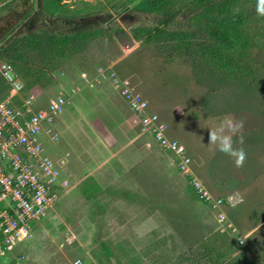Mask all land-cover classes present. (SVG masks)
I'll use <instances>...</instances> for the list:
<instances>
[{"label": "rangeland", "instance_id": "obj_1", "mask_svg": "<svg viewBox=\"0 0 264 264\" xmlns=\"http://www.w3.org/2000/svg\"><path fill=\"white\" fill-rule=\"evenodd\" d=\"M172 1L171 5L169 0H63L56 5L54 0H0V44L4 47L3 56L7 57L0 58V64L7 63L15 70L25 87V94H38L35 108L45 107L48 98L56 97L63 91L70 103L59 117L70 121L73 116L85 113L75 103L76 95L83 99L90 95L89 89H98L96 82L91 80L93 77L87 78L88 81L82 80L86 74H95L96 70L104 68L102 66L116 61L123 54L127 55L117 67L118 70L124 67L127 70L124 74L129 78L130 89L141 94L151 112L159 115L168 127L167 135L180 140L188 155H194V159L201 155L199 159L203 163H206L203 157L209 158L217 150V143L212 142L210 137H220L223 123L242 125L233 134V148L243 150L245 154L242 164L237 165L235 157L217 151L216 154L220 155L216 156H221L225 164L221 170L223 180H220L221 185L218 184L217 189L202 175L200 168L198 173L215 197L225 198L224 195L231 194L234 188L241 190L244 201H239L240 207L236 211L241 210L247 216L241 213L238 217L236 214L232 223L241 236L248 237L239 246L232 235L220 232L217 211L194 197L192 189L173 167L170 158L159 151L151 136L140 134L139 129L134 127V133L142 137L144 152L152 157L149 175L144 184H134L136 179L127 183L131 184V191L125 197L123 194L119 196L121 200L126 199L122 202L125 210L126 205L130 206L129 213L142 214V223L130 222L129 218L133 215L122 223L124 213L116 219L113 217L116 223L113 222L108 214L113 197L109 195L105 200L107 196L101 197L90 186H86L85 192L79 190V184L68 194L60 190L53 211L41 221L31 222L30 236L19 244L30 255V260L22 261V264H73L76 260L82 264H264V222L257 227L260 231L254 235V230L245 227L256 224L258 219L264 220V32L259 30L260 12L257 10L258 6L264 9V3L258 0L254 6L245 3L237 5L239 9L245 6L254 11L250 34L256 37L257 42L246 58L258 78L234 75L226 79L223 72L203 60L206 58L202 57L201 48L208 45L211 37L200 30L203 23L196 25L194 16L198 9L182 8L187 0ZM203 3L199 2L200 5ZM156 5H161L163 9L138 10L151 9ZM179 9L181 12L174 22L167 27L162 26V34L167 37L169 31L191 35L188 47L183 46V42L158 39L161 31L159 22ZM68 17L74 19L70 21ZM78 25L101 32L97 31L95 37L83 40L71 36L62 53L55 57L35 48L23 54L21 62L15 63L6 51L15 42L28 43L32 33L38 36L46 31L69 33ZM132 39H140L139 46ZM69 47L81 49L79 56L61 58L62 54L69 52ZM113 49L116 50L115 57L106 59ZM98 54L97 59H93ZM35 76L39 82L28 90ZM8 87V82L0 74L1 93L4 94L2 88L6 90ZM124 105L130 110L126 103ZM189 124L198 128L199 137L193 138L186 133ZM65 138V134L60 136L58 133L59 141L56 142L70 151L71 142ZM194 139L199 143H195ZM56 142L46 141L47 150L51 143ZM145 143L150 144L149 147ZM137 146L141 152V142ZM50 147L53 152L57 151L55 146ZM111 149L122 158L120 155L124 151L117 153L116 149ZM57 153L60 154L59 151ZM196 159L198 168L201 163ZM58 164L59 167L62 165L61 162ZM75 166L69 164L66 168L69 170ZM65 173L66 170L63 171V178L70 186L71 180L65 177ZM141 182L137 180V183ZM253 200L256 216L252 215L251 220L255 218L256 223L247 220L251 212L247 204L253 206ZM112 230L113 235L119 238H112ZM128 235L134 236L133 240L121 239ZM105 236L107 239H102ZM127 247L136 256L127 255ZM243 252L244 259H237L236 255Z\"/></svg>", "mask_w": 264, "mask_h": 264}, {"label": "built area", "instance_id": "obj_2", "mask_svg": "<svg viewBox=\"0 0 264 264\" xmlns=\"http://www.w3.org/2000/svg\"><path fill=\"white\" fill-rule=\"evenodd\" d=\"M96 72L97 78L109 80L114 89H119L141 129L161 150L174 155L176 168L194 197L217 211L220 232L232 235L237 245H243L245 237L237 232L224 211L225 200L215 197L197 177L185 146L167 135V125L150 111L143 96L130 89L128 80L118 78L110 69L99 68ZM0 74L9 85L0 97V258H4L30 236L31 222L49 216L59 200L58 193L65 185L61 169L39 139L47 137L50 142L57 141L52 124L63 113L68 100L59 93L49 98L45 107L35 108L38 94L23 92L24 86L9 64H0ZM25 260L27 257L20 254L12 264H22ZM73 264L82 263L76 260Z\"/></svg>", "mask_w": 264, "mask_h": 264}, {"label": "crops", "instance_id": "obj_3", "mask_svg": "<svg viewBox=\"0 0 264 264\" xmlns=\"http://www.w3.org/2000/svg\"><path fill=\"white\" fill-rule=\"evenodd\" d=\"M132 42L139 44L141 40L132 39ZM115 51L113 49L112 53H110V57L109 58L107 57L106 59H112V57H115L116 55L114 54ZM121 53H123V50H121ZM98 56L99 54L97 56H94L93 59H97ZM126 57L127 55L124 56L123 54L119 56V58H117L116 61H112L111 63L102 67H104V69H112L121 79L126 80L128 77L124 74L125 72H127V70L124 69L125 67L123 68L124 70L122 68L118 70L117 67V65L121 63L122 60ZM83 59H87V58L84 57ZM82 72L86 73L87 71H82ZM87 78H92L91 80L93 82H96V86L98 87V89L86 88V90L89 89L90 90L89 92L91 93L89 96L87 95L83 99L80 95L79 96L81 97V99L78 98V95H76L77 100L75 101V103L85 113L82 114L79 112L80 117L73 116L70 119V121H68V119L65 120L57 116L56 119L58 118V120L55 119V121L52 124V130L54 134H56L57 136V141H59L58 140V133H59L60 136L65 134L66 136L65 140L67 142L68 141L71 142L70 146L68 147L70 148V151L67 150L66 148L65 149L61 148L62 144L60 142L59 144L58 142H56V144L49 143L50 145L48 146L47 152L50 155H52V157L55 159V161H57V163L61 162L62 164L60 166L61 176H62V180L65 183L62 191L68 194V192L76 188V186L79 184V190H83L85 192L86 186H90L89 188H93L95 191H98L101 197L107 196L105 200L108 199L109 195L113 197V204L109 208V212H108V214L111 216V219H113V217H115L116 219L121 213H124L123 215L125 216L122 217L124 218L122 223H125V220L128 219L127 218L128 216L133 215L131 218H129L130 222L134 223L133 221H135L136 223L141 224L143 221L142 214L138 213L141 215L138 214L136 215L134 213L133 214L129 213L130 206L128 207L125 205V207L127 208L126 211L124 209V205L122 204V202L125 201L126 199L123 198L121 200L119 195L123 194L125 197L126 193H128V191H131V184H127V183H131V182L133 183L134 179H136V183L134 184L141 185L144 184V180L148 177L150 170L149 161L152 157L149 153L144 152V147H143L144 142L140 134H144V135L147 134L149 137L150 135L142 131L140 125L136 123V116L133 115L130 112V110L127 109V107H125L124 105L125 102L122 99L120 93L115 91V89L113 88V86L110 84L109 81L97 78V74L96 73L93 74V72L92 75L86 74V78L85 79L81 78V79L83 81L84 80L88 81ZM127 80L129 81V78ZM60 93L63 94V91H61ZM69 103L70 101H68V104ZM182 114L183 111L181 115ZM66 115L69 116L68 113H66ZM172 119H174L173 116ZM45 127L49 128V125H46ZM134 127L139 129L140 134L134 133L135 130ZM173 129L174 127L172 128V130ZM187 130L188 131L186 133H188L191 137L193 138L199 137L198 128H196L195 125L193 126L192 124L187 125ZM170 133L172 134L171 130H169V134ZM69 135L73 137V139H70ZM144 135L142 136L144 137ZM48 139L49 138L47 137H41L39 140L44 147H47L48 143L46 144V141H49ZM193 141L195 143H199L195 139ZM139 142H141V152H139L137 146ZM51 145L55 146V149L57 148V151H59L60 154H58L57 151L53 152V150H51L50 147ZM149 145L145 143L146 147H149ZM111 148L116 149L115 151H117V153H121L122 151H124L123 155L122 154L120 155L122 158L120 159L119 157H117V154L113 153ZM159 151H161V153L166 154L170 158L171 164L177 170L175 165L176 158L174 157V155L172 153L165 152L160 148ZM217 151L218 150L216 151L214 150L213 151L214 154L210 155L209 158L203 157L206 163H203L202 159H199L201 158V155L196 156L195 159L193 154H192L193 156H191L192 160L194 159L193 167L195 174H197L200 180L206 185V183L203 181L201 174L198 173L200 168L201 169L200 172L202 173V175H205L207 177L208 182L211 181L216 186V187L213 186L214 189H217L218 184L221 185L220 180H223V176H222L223 173L221 172V170L225 166L224 159H222L221 156L218 157L216 156V155H220V154H216ZM199 153H201V151ZM196 158H198V160L201 163L200 167L198 166V168L196 164V160H197ZM209 161L210 163H207ZM69 164H74L76 166L71 167L68 170L66 166H68ZM65 170H66L65 177H68L69 180H71L70 186H68V181H66L63 178L64 176L63 171L65 172ZM137 180L138 182L140 180H142L143 182L137 183ZM225 182L226 181L224 180L223 183ZM240 192L241 190L239 188H234L231 194L228 193L224 195L225 198H223L225 199L224 211L227 217L231 221L234 220L233 216H235L236 214L238 215V217L239 214L241 213L244 214L241 210L236 211L237 207H240L239 201L242 202L244 201L240 195ZM130 203L131 205H134L132 201H130ZM117 204H122V206H117ZM252 205L253 206L247 204V209L250 208L251 210V212H249L248 214L249 217L247 220L252 221V223H256L254 220L255 218L251 220V217H253L252 215H255V211H253V209L255 208L254 206L255 200H253ZM114 207L120 208V210H116ZM245 218H243V221H245ZM115 219H113V222H115ZM84 221L87 222L86 219ZM263 222L264 220L258 219L256 223L257 225L249 224L248 226L246 225L245 227L252 229V231L254 230L252 232V234L254 235L256 234V232L260 231L259 230L260 228L257 229V227ZM106 234L107 233H105V235ZM110 234H112V238L113 237L119 238L118 236L113 235V230L110 231ZM133 237L134 236L132 235H128L125 236L124 238L122 237L121 239L123 240L126 239V241H130L133 240ZM247 237L248 236H246V238ZM94 238L97 237L94 235ZM102 239H107V237L105 236ZM125 251L126 254L131 257L134 255L136 256V253H133L130 247H127V250L125 249ZM20 254L25 255L27 257V260H25V262L26 261L28 262L30 255L25 251H23L20 248V245H18L16 249L8 253L4 258H0V264H12L14 259L17 258V256H19ZM244 256L245 255L243 252L239 256L236 255V258L244 259Z\"/></svg>", "mask_w": 264, "mask_h": 264}, {"label": "trees", "instance_id": "obj_4", "mask_svg": "<svg viewBox=\"0 0 264 264\" xmlns=\"http://www.w3.org/2000/svg\"><path fill=\"white\" fill-rule=\"evenodd\" d=\"M63 0H54L55 4L58 5ZM171 5L173 3L172 0H169ZM204 2L203 4H199V2ZM246 4L247 6L258 3V0H221L217 2L216 0H191L182 4L184 6L182 8H196L198 9L195 14L196 25L201 24V31L205 32L209 37H211L210 42L207 46L201 48V55L207 64L214 67L217 71L223 72L225 74L226 79H230L234 75H237L241 78L248 79H257L258 76H254L253 72L250 69L249 59L246 57L249 54L251 48L256 47L257 39L255 36L250 34L252 27V18L254 16V11L247 9V7L243 6L242 9L237 8V5ZM170 7V6H169ZM163 7L161 5H156L151 9L147 8H138L140 11H151L153 9H160ZM264 10V9H262ZM181 12V9L176 12L167 15L166 19H163L159 22L158 28L161 29L159 31L160 35L158 39L165 38L166 40H171L173 42H183V46L188 47L190 44L188 39L191 38V35H182L169 33L167 37L162 34L163 30L162 26L167 27L172 24L177 17V15ZM74 18L68 17L67 20L72 21ZM258 20L260 22L259 30L264 32V14H259ZM198 22V23H197ZM95 30V29H93ZM101 32L100 30H97ZM92 31L89 28H80V26H76L71 29L69 33H56L53 31H46L41 33V36L32 33L30 36V40L28 43L18 42L10 45L8 49H6L10 59H12L15 63H19L22 61V55L27 53V51H34L35 48L40 49L46 55H55L62 53L64 50L63 46L68 44L71 36H75L78 40L80 38H85L89 36L95 37L98 32ZM93 33V34H92ZM35 34V35H34ZM162 34V35H161ZM87 35V36H86ZM92 37V38H93ZM137 38V37H135ZM74 40V38L72 39ZM3 45V44H2ZM0 44V58L7 59L6 56H3V46ZM253 45V46H252ZM259 45H257L258 47ZM68 53H64L61 55V58L68 56H76L79 55V51L81 49L69 47ZM39 82V78L35 76L34 80L30 83L28 90L37 86ZM4 93L6 92L5 89ZM25 93V87L23 89ZM3 94L0 91V95ZM3 96V95H2ZM225 200V199H224Z\"/></svg>", "mask_w": 264, "mask_h": 264}, {"label": "clouds", "instance_id": "obj_5", "mask_svg": "<svg viewBox=\"0 0 264 264\" xmlns=\"http://www.w3.org/2000/svg\"><path fill=\"white\" fill-rule=\"evenodd\" d=\"M261 2L264 3V0H261ZM257 10L258 12H261V14H264V10L260 9L259 6ZM241 126L242 125H235L232 122H225L221 125L220 137L219 138H217V136L210 137L212 142L217 143L218 145L217 150L220 153L230 155L236 158L237 165L242 164L245 154L243 150H236L233 148V134L236 131H238V128Z\"/></svg>", "mask_w": 264, "mask_h": 264}]
</instances>
